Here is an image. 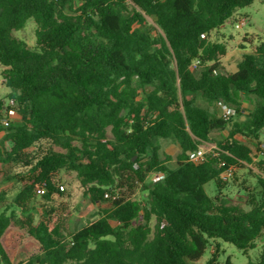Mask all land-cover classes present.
Instances as JSON below:
<instances>
[{"label": "trees", "instance_id": "obj_1", "mask_svg": "<svg viewBox=\"0 0 264 264\" xmlns=\"http://www.w3.org/2000/svg\"><path fill=\"white\" fill-rule=\"evenodd\" d=\"M254 1L0 0L1 83L9 90L0 122L10 110L20 119L0 124V175L22 183L19 214L0 211V264H15L23 237L39 250L17 264H197L211 244L204 264H233L220 262L221 243L256 247L264 236V41L229 71L225 44L208 40ZM30 20L34 46L15 35ZM199 97L237 114L219 116ZM242 98L255 101L251 110ZM215 131L227 136L192 162L189 153ZM157 138L180 152L162 153ZM241 139L257 141L263 157L255 160ZM248 166L258 188L242 186L235 200L225 190ZM62 172L91 204L107 205L76 231ZM137 189L145 198H133ZM6 198L1 192L0 205ZM249 264H264V244Z\"/></svg>", "mask_w": 264, "mask_h": 264}, {"label": "rangeland", "instance_id": "obj_2", "mask_svg": "<svg viewBox=\"0 0 264 264\" xmlns=\"http://www.w3.org/2000/svg\"><path fill=\"white\" fill-rule=\"evenodd\" d=\"M245 18L246 24L241 28H237L236 25ZM148 22L155 26L153 18H147ZM35 31L36 23L33 20L28 21L25 28L20 32L16 33V37L25 40L30 46L35 45ZM208 40L211 42H220L225 44L227 48V55L221 58L222 65L229 71H236V63L240 60L242 53L253 52L260 41H264V0H255L249 7L241 8L237 10L234 16L229 19L223 27L213 31L209 36ZM2 66L0 65V100H3L6 104L7 95L9 90L6 89L1 83ZM195 74H199V69H194ZM198 103L210 109L212 112H216L219 116H223L225 105L216 104L215 106L210 105L207 101L202 98H197ZM255 101L250 99L242 98L243 108L245 110H251ZM244 120V118H242ZM20 119L16 116L13 119V125H18ZM5 132L1 134L3 137ZM227 136V131H215L211 134L212 142L204 143L201 147L206 151L210 152L216 148L215 141L223 140ZM241 141L248 145L253 153L255 154V160H260L263 156L262 152L259 151L258 142L253 139H241ZM264 143V137L260 139ZM155 142L161 147L162 153L168 154L175 158L180 152L179 145L176 142L167 139L157 138ZM57 150H60L57 148ZM253 173L258 171L252 166H248L246 169H240L237 171L238 183L233 186L229 185L228 189L225 190V194L230 195L235 200L239 195L244 194L243 191H239L242 186L257 190V180L249 170ZM8 175H12V170L6 167ZM58 184L64 186L65 193L68 196L67 202L69 203L73 212V219L71 223V229L73 231L95 221L98 219V211L101 207L107 205H93L83 195L82 189L79 187L73 174L62 172L57 178ZM22 183L15 179L10 180L8 177H1L0 175V193H6V201L0 205V211L7 210L8 212L15 211L19 214V210L14 205V196L21 187ZM206 192L209 196L213 197L217 193L216 186L213 182L208 183L205 186ZM134 199L140 200L143 197L142 192L137 189ZM264 244V236L256 241V247L254 249L244 252L237 249L232 244L221 243L222 254L220 256V262H224L227 258H230L233 264H249L250 261L257 262L260 259L262 253V246ZM213 246L208 245L205 255L201 262L197 264H204L212 253ZM39 247L37 243L29 238L23 237L17 247V253L15 256V264L21 261H25L31 254L38 252Z\"/></svg>", "mask_w": 264, "mask_h": 264}, {"label": "built area", "instance_id": "obj_3", "mask_svg": "<svg viewBox=\"0 0 264 264\" xmlns=\"http://www.w3.org/2000/svg\"><path fill=\"white\" fill-rule=\"evenodd\" d=\"M246 24V19L243 18L241 20L240 23H238L236 25L237 28H241L242 26H244ZM197 66L196 65H193L192 69H196ZM225 110L223 112V117L226 118V119H230L231 117H234L236 116L237 114V111L234 107H227L225 106ZM17 116L16 112L14 110H10L6 115L2 116V119H1V122L0 124L2 126H4L5 128H8L11 126V124H13V119ZM262 148L264 149V143L262 144ZM206 151L200 147L199 149L193 151V152H190L189 153V159L192 161V162H195V163H199V162H202L205 158V155H206ZM232 174V170H229V172L224 176V178H228L230 177ZM162 177V175H156L153 177V180L155 181H158L160 180ZM60 190L64 191V186H60ZM37 192L39 194H43L45 192V189L43 187H38L37 188Z\"/></svg>", "mask_w": 264, "mask_h": 264}, {"label": "crops", "instance_id": "obj_4", "mask_svg": "<svg viewBox=\"0 0 264 264\" xmlns=\"http://www.w3.org/2000/svg\"><path fill=\"white\" fill-rule=\"evenodd\" d=\"M226 55H227V54H226ZM226 55H225V56H226ZM221 63H222V62H221ZM237 63H238V62H237ZM237 63H236V65H235L236 69H237Z\"/></svg>", "mask_w": 264, "mask_h": 264}, {"label": "water", "instance_id": "obj_5", "mask_svg": "<svg viewBox=\"0 0 264 264\" xmlns=\"http://www.w3.org/2000/svg\"><path fill=\"white\" fill-rule=\"evenodd\" d=\"M245 119V117H243Z\"/></svg>", "mask_w": 264, "mask_h": 264}]
</instances>
